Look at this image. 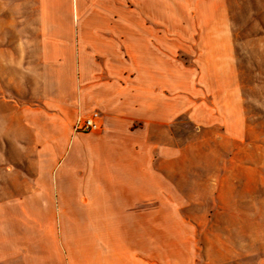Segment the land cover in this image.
I'll list each match as a JSON object with an SVG mask.
<instances>
[{
  "label": "rangeland",
  "instance_id": "rangeland-1",
  "mask_svg": "<svg viewBox=\"0 0 264 264\" xmlns=\"http://www.w3.org/2000/svg\"><path fill=\"white\" fill-rule=\"evenodd\" d=\"M76 16L109 35L132 80L144 60L161 68L164 122L135 124L147 138L146 215L123 218L146 225L148 264H264V0H0V51L36 49L47 18ZM19 159L0 146V230L94 224L90 207L26 215L7 201L25 191L2 173Z\"/></svg>",
  "mask_w": 264,
  "mask_h": 264
},
{
  "label": "crops",
  "instance_id": "crops-1",
  "mask_svg": "<svg viewBox=\"0 0 264 264\" xmlns=\"http://www.w3.org/2000/svg\"><path fill=\"white\" fill-rule=\"evenodd\" d=\"M43 25L38 48L0 51L12 85L0 95V146L22 155L2 173L25 186L7 201L21 202L26 215L77 216L90 207L94 224L4 226L10 252L0 264H148L146 225L123 218L132 208L146 215L139 207L147 199V138L135 139V124L164 122L161 68L144 60L132 80L109 35L94 32V18ZM91 111L102 114L103 130L75 132L77 116Z\"/></svg>",
  "mask_w": 264,
  "mask_h": 264
},
{
  "label": "built area",
  "instance_id": "built-area-1",
  "mask_svg": "<svg viewBox=\"0 0 264 264\" xmlns=\"http://www.w3.org/2000/svg\"><path fill=\"white\" fill-rule=\"evenodd\" d=\"M102 128V116L96 111L78 115L73 125V130L79 133H98L102 130Z\"/></svg>",
  "mask_w": 264,
  "mask_h": 264
}]
</instances>
